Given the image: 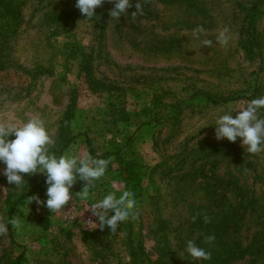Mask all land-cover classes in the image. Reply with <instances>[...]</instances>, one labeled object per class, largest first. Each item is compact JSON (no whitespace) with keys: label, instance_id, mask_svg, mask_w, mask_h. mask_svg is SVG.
I'll return each instance as SVG.
<instances>
[{"label":"rangeland","instance_id":"obj_1","mask_svg":"<svg viewBox=\"0 0 264 264\" xmlns=\"http://www.w3.org/2000/svg\"><path fill=\"white\" fill-rule=\"evenodd\" d=\"M132 3L118 20L108 0L91 19L76 0H0V122L38 116L56 156L64 145L61 155L110 160L89 197H76L78 180L59 213L27 203L44 175L24 174L17 189L0 174V216L19 215L23 224L0 237V264H203L187 253L189 240L213 247L211 264L264 263L255 255L264 245V152L215 138L220 115L235 117L264 96V0H140L134 17ZM197 26L211 48L192 37ZM223 28L227 46L216 43ZM236 96L249 98L208 100ZM119 158L142 172L136 192L122 180ZM125 190L138 193L139 215L115 233L70 219ZM20 195L28 196L15 203ZM235 241L250 245L237 258Z\"/></svg>","mask_w":264,"mask_h":264},{"label":"clouds","instance_id":"obj_2","mask_svg":"<svg viewBox=\"0 0 264 264\" xmlns=\"http://www.w3.org/2000/svg\"><path fill=\"white\" fill-rule=\"evenodd\" d=\"M108 2L114 3V8L109 13L113 19L119 20L121 15H126L127 10L133 7L132 0ZM104 3L105 0H76L75 7L83 16L91 19L95 16L96 9ZM135 8L137 11L132 13L133 17L137 13H142L140 0H136ZM228 33V28L219 30L216 43L227 46L230 39ZM192 37L201 40V46L210 48L213 46V40L206 38V30L202 26L192 30ZM261 109H264V96L252 99L246 106L235 110L234 112H237L235 117L232 115L233 112L220 115L215 121V138L217 140L226 138L232 143L240 138L241 146L245 148L246 153L257 155L264 152V117L260 115ZM13 136L14 139H9ZM54 144L55 139L46 128L45 121L38 116L31 117L22 124L0 122V163L6 165L0 174L17 189L22 188L26 182L24 174L44 175L47 185L46 202L38 195H33L27 197V203L29 205L35 202L38 206H46L52 213H59L73 201L71 189L78 180L82 181L84 186L82 191L75 194L76 197L80 199L89 197L90 188L104 177L110 160L94 158L87 154L83 156L63 154L57 157L50 151ZM88 210H91L92 216L98 218V223L89 220L88 225L95 224L101 230L108 227L113 233L121 223L136 219L139 215L135 193L130 190L123 191L119 197L115 192H109L103 199L93 203ZM196 218L193 216V221ZM211 220L207 214L203 215L205 224L211 223ZM9 224L17 232L23 228L19 215L13 216L7 222L0 216V237L7 236ZM214 241V234L206 236L204 240L210 246ZM186 251L195 260L212 258L210 251L197 246L193 240L187 242Z\"/></svg>","mask_w":264,"mask_h":264},{"label":"trees","instance_id":"obj_3","mask_svg":"<svg viewBox=\"0 0 264 264\" xmlns=\"http://www.w3.org/2000/svg\"><path fill=\"white\" fill-rule=\"evenodd\" d=\"M255 9H256V4H252L250 6V11H252V10L254 11ZM248 98L249 97H246V96L228 97V98H224V99H217V98H214V97H209L208 100L211 101V102H213V103H217V102H224V101H229V100L248 99ZM63 146L64 145H62L60 147V149L58 150L57 157H59L61 155V151L63 149ZM87 147H88V150L90 152V145L87 144ZM118 161H119V165H120L119 171H120V174L122 176V180L128 186H130L133 189V191H135L136 189L140 188L142 186V180H143V174H142V172L135 166V164L133 162H130V161H122L121 158H119ZM45 180H46V177L43 176L41 178V180L38 181L35 184L33 190L35 192H37V194L39 195L40 198H42V199H44L46 201L47 200V196H46L47 185L45 183ZM135 194H138V193H135ZM27 196L28 195H20L17 198V200L15 201V203H21L23 201V199H25ZM209 235H211L210 232H209ZM254 242H255V240L252 239L251 246H252V244L254 245ZM259 243L260 242L257 243V246L259 245ZM140 247L142 248L141 245H140ZM249 247H250V245L247 246L245 249H242V245L240 244V242L239 241H237V242L235 241L234 242V248L230 252L232 254L231 256H234L236 258L237 257H241V256H243L244 251L246 249H248ZM210 248H212V251H213V247L211 246ZM208 249H207V251H208ZM214 249H215V247H214ZM224 250L225 249H223L222 251H224ZM218 254H219V251H218ZM255 255L256 256H262V257H264V245H261V246L257 247V251H256V254ZM206 263L207 264H211V262H209V261L206 262V260H203V264H206Z\"/></svg>","mask_w":264,"mask_h":264},{"label":"built area","instance_id":"obj_4","mask_svg":"<svg viewBox=\"0 0 264 264\" xmlns=\"http://www.w3.org/2000/svg\"><path fill=\"white\" fill-rule=\"evenodd\" d=\"M70 216V213H69ZM73 221L81 223L85 228H90L92 225H88V221L91 220L94 222L95 217L92 216L91 211H86L85 209H79V207L74 211L71 218Z\"/></svg>","mask_w":264,"mask_h":264}]
</instances>
